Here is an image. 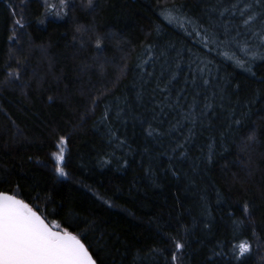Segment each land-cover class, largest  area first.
I'll return each instance as SVG.
<instances>
[{
	"label": "trees",
	"instance_id": "16d2710c",
	"mask_svg": "<svg viewBox=\"0 0 264 264\" xmlns=\"http://www.w3.org/2000/svg\"><path fill=\"white\" fill-rule=\"evenodd\" d=\"M80 2H74L77 8L63 19H47L41 1L28 0L22 10L25 27L18 35L19 40L10 42L14 21L21 16L20 0H0V80L4 79L10 55L23 46L28 55L24 83L29 85L25 88L10 85L0 90V191L17 193L26 203L39 207L49 219L57 218L69 231L75 222L87 216L107 233H114L112 239L118 236L123 240L132 253L142 250L144 255L135 264H165L162 257L156 260L147 257V251L158 248L168 255V236L174 234L172 228L177 217L188 224L193 216L205 219L200 216V193L185 191L183 182L176 183L173 178L161 180L160 187H152L140 172L138 151L129 157L128 169L101 166L102 153L110 150L105 130L102 126L94 128L92 119L83 124L80 119L92 99L102 92L113 104L115 101L110 99L113 92L128 96L130 103L135 102L132 83L139 79L140 73L136 65L142 64L144 49L151 42L169 48L173 55L181 51L205 63L212 60L213 75L239 83L242 95L257 93L252 118L245 122V131L255 129L256 138L243 153L247 163L241 161L239 166L230 163L240 153L229 143L225 145L228 151L218 156L206 173L202 187L207 189L206 202L211 208L212 235L205 238L206 230L202 224L198 225L194 238L190 239L191 258H186V264H201L204 251L201 240L212 246L219 240H232L233 235L238 239L250 238L253 226L258 237L264 239V82L260 79L264 77V61L252 64L256 73L253 77L223 59L218 50L209 51L194 36L185 35L175 24L169 25L165 14L158 11L160 7L184 5L181 11L195 18L201 11L199 0H95L99 7L91 13L81 11ZM12 5L17 6L18 16L12 15ZM172 14L180 15L175 11ZM80 33L84 34L83 41L76 39ZM96 36L104 38L100 49L95 47ZM225 51L232 55V50ZM237 55L243 54L237 50ZM143 68L160 72L158 64ZM104 108L101 104L96 116ZM121 131L136 148L140 141L139 126L129 122ZM60 136L68 140L65 169L68 180L55 175L51 160ZM225 163L228 168L223 170ZM217 191L220 203L216 202ZM94 192L109 200L113 207L97 200ZM245 200L255 205L254 219L251 225L246 223L242 229H236L233 219L243 218L241 205ZM113 247H119L121 252L114 253L112 264L131 260V256H122L125 249L119 240ZM90 251L95 253L97 249L92 247ZM262 257L264 247L254 248L247 255L246 264H264Z\"/></svg>",
	"mask_w": 264,
	"mask_h": 264
},
{
	"label": "snow or ice",
	"instance_id": "6c2138e0",
	"mask_svg": "<svg viewBox=\"0 0 264 264\" xmlns=\"http://www.w3.org/2000/svg\"><path fill=\"white\" fill-rule=\"evenodd\" d=\"M27 3L28 0H20V9L24 10ZM199 3L201 11L195 18L181 11L184 5L173 4L171 9L160 7L158 11L165 14L169 25L175 24L185 35L194 36L209 51L218 50L223 59L255 77L252 64L264 61V0H199ZM44 4L56 11L57 19H63L77 8L72 0H59L58 6L48 5L47 0ZM10 7L12 15L16 16L17 6ZM98 7L95 0H81L79 4L81 11L90 13ZM173 11L180 15H173ZM22 20L21 16L14 21L21 29L25 27ZM76 39L83 41L84 34L80 33ZM18 40L16 35L10 37V42ZM103 40V37H95L97 49L102 48ZM171 48L175 50V45ZM225 49L232 50V55ZM237 50L243 55L238 56ZM144 52L142 64L136 65L140 68L139 79L132 83L135 102L130 103L128 96H117L113 92L110 98L115 101L113 104L102 92L92 99L80 119L82 124L92 119L94 128L102 126L105 130L110 150L102 153L101 166L128 169L131 166L129 157L138 151L140 172L152 187H160L161 180L173 178L176 183L183 182L185 191L191 189L200 193V216L205 219L193 216L188 224L181 223L177 217L172 228L174 234L168 236V255L158 248L147 251V257L152 260L162 257L165 264H186V258H191L190 239L194 238L198 225L202 224L206 230L205 238L212 235L211 208L206 202L207 189L202 187L206 173L216 163V158L228 151L225 145L229 143L240 153L238 159L230 163L236 166L241 161L247 163L243 153L256 138L255 129L245 131V122L252 118L257 93L242 95L239 83L213 75L212 60L205 63L181 51L173 55L169 48L151 42ZM27 59L23 46L10 55L4 79L0 80V90L10 85L29 86L24 83ZM189 60L191 63L187 62ZM148 64H158L160 72L145 71L143 65ZM260 79L264 82V77ZM101 104L105 108L96 116ZM129 122L140 128L136 148L121 131ZM67 143V137L60 136L55 145L57 150L51 155L55 175L63 180L69 179L65 170ZM227 168L228 163H225L223 170ZM93 195L108 208L113 207L109 200L95 192ZM216 196V202L220 203L219 191ZM254 207L244 201L241 205L243 218L233 219L236 229H242L246 223L252 224ZM229 215H232L231 209ZM113 236L114 233H107L102 225L87 216L75 222L73 230L69 231L57 218L49 219L39 207L26 203L17 193L0 191V264H112L114 253L121 252L119 247H113L117 240L125 249L122 256H131V260H123L122 264H135L143 257L142 250L132 253L123 240L118 236L112 239ZM233 240L238 242L233 243ZM201 246L204 249L201 264H232V261L246 264V257L254 248L264 247V239L258 237L253 226L250 238L238 239L233 235L232 240H219L212 246L201 240ZM92 247L97 249L95 253L90 251Z\"/></svg>",
	"mask_w": 264,
	"mask_h": 264
},
{
	"label": "rangeland",
	"instance_id": "374dc122",
	"mask_svg": "<svg viewBox=\"0 0 264 264\" xmlns=\"http://www.w3.org/2000/svg\"><path fill=\"white\" fill-rule=\"evenodd\" d=\"M41 1V3H42V5H43V7L45 8V13H46V18L47 19H56V11L53 9V8H50V7H48V6H45V4H44V0H40ZM76 1H78V0H72V2H76ZM47 3H48V5H50V6H58L59 5V0H47ZM28 4V3H27ZM19 13L21 14V16H22V10L20 9V7H19ZM60 15H63V13L61 12L60 13ZM18 16V15H17ZM21 16H18V18H20ZM22 23H24L25 24V22H24V20H22ZM21 28H19V26H17V25H14V28H13V35H16V36H18L19 34H20V32H21ZM23 31V30H22ZM65 149H66V151H65V163H66V160H67V148H66V146H65Z\"/></svg>",
	"mask_w": 264,
	"mask_h": 264
}]
</instances>
